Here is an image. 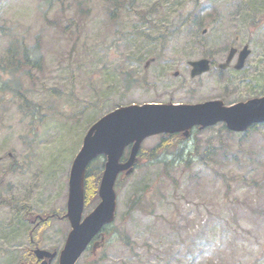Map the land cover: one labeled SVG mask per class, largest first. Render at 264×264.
<instances>
[{
	"label": "rangeland",
	"instance_id": "374dc122",
	"mask_svg": "<svg viewBox=\"0 0 264 264\" xmlns=\"http://www.w3.org/2000/svg\"><path fill=\"white\" fill-rule=\"evenodd\" d=\"M35 44L27 60L9 55ZM244 45L245 69L234 71V58L220 75L228 50ZM203 57L215 66L190 78L187 62ZM263 94L264 0H0V264H18L30 248L26 213L60 216L33 236L61 249L71 164L105 114ZM170 139L143 141L139 165L116 183L103 247L77 264H175L191 243L189 264H264V125L245 136L218 124Z\"/></svg>",
	"mask_w": 264,
	"mask_h": 264
},
{
	"label": "water",
	"instance_id": "95a60500",
	"mask_svg": "<svg viewBox=\"0 0 264 264\" xmlns=\"http://www.w3.org/2000/svg\"><path fill=\"white\" fill-rule=\"evenodd\" d=\"M235 52L234 49L230 50L225 64L219 66L221 69L229 65ZM248 54L249 50L244 47L235 69L242 68ZM190 65L192 77L209 69L207 60L190 62ZM218 122H224L234 132H242L253 124L264 123V96L229 107H224L220 101L179 106L131 105L117 108L93 124L83 139L69 174L66 218L72 230L61 251L59 264H75L101 228L113 220L116 208L115 180L121 172L126 175L131 173L144 139L161 133H183V136H187L194 126L204 128ZM129 145L131 150L128 159L120 162L124 149ZM102 154L106 157V162L98 189L100 202L81 222L85 170L96 156ZM34 253L38 259L48 260L55 255L41 250ZM41 264L48 263L44 260Z\"/></svg>",
	"mask_w": 264,
	"mask_h": 264
},
{
	"label": "trees",
	"instance_id": "16d2710c",
	"mask_svg": "<svg viewBox=\"0 0 264 264\" xmlns=\"http://www.w3.org/2000/svg\"><path fill=\"white\" fill-rule=\"evenodd\" d=\"M29 51H32V54L36 53L38 51L37 45L35 44L32 47H22V54L26 57L25 60L28 59L27 56H28ZM37 61H38L37 58L36 59L32 58V62H31L30 66L34 67V63ZM169 138H171L170 139L171 141L172 140L182 141V139L178 135L171 136ZM103 165H104L103 162L96 159L94 162H91L87 166V169L85 172V177H84V198H85L86 203H87L86 197L89 194H91V193L96 194L97 193V188H98L100 177L102 174ZM95 197H97V195ZM85 208H86V205H85Z\"/></svg>",
	"mask_w": 264,
	"mask_h": 264
}]
</instances>
